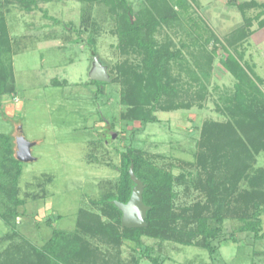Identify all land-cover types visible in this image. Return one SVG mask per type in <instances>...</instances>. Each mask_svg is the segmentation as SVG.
<instances>
[{
  "label": "rangeland",
  "instance_id": "rangeland-1",
  "mask_svg": "<svg viewBox=\"0 0 264 264\" xmlns=\"http://www.w3.org/2000/svg\"><path fill=\"white\" fill-rule=\"evenodd\" d=\"M31 1L0 0L1 61L12 91L0 101V151L7 137L16 158L21 127L35 143L36 159L22 166L16 186L22 204L16 207L0 170V264H52L45 249L55 237L59 264H264V135L229 106L237 80L223 67L229 54L239 58L264 94V34L258 32L264 13L236 6L264 0H126L135 20L154 2L177 14L152 32L156 48L180 55L165 64L172 89L155 105L153 122L124 117L129 82L122 70L140 64L142 56L120 43L119 22L108 6ZM90 39L108 82L89 79ZM128 149L173 176L172 212L180 218L169 241L142 237L132 249L118 238V216L102 205L116 191L121 154ZM208 179L216 205L208 199ZM13 210L15 219L6 213ZM256 211L260 239L241 231L242 220ZM216 213L222 232L211 241V255L196 218L215 227Z\"/></svg>",
  "mask_w": 264,
  "mask_h": 264
},
{
  "label": "trees",
  "instance_id": "trees-1",
  "mask_svg": "<svg viewBox=\"0 0 264 264\" xmlns=\"http://www.w3.org/2000/svg\"><path fill=\"white\" fill-rule=\"evenodd\" d=\"M32 3V1L30 0ZM90 4L91 2L103 3L108 6L109 11L116 15L119 22L117 31L118 39L121 44L128 45L133 52L142 56L140 64L129 66L122 70V74H127L126 79L129 85L127 97H124L125 104L129 106L126 119L137 120L141 122H153L152 113L155 105L159 104L163 95L167 94L172 87L165 81L166 75L165 64L172 58H178V52L169 54L165 49L156 48L155 41L152 37L154 28L160 22H167L177 18L174 9L169 8L168 4L156 7L155 2L151 3V9L140 11L139 19H134L132 9L126 0H83ZM239 10L249 8H259L264 13V3L255 1L238 3ZM29 9V6H26ZM148 19V20H147ZM87 19L83 20L86 23ZM88 45L91 48V53L98 56L94 50V42L88 40ZM5 46V31L4 26L0 24V101L5 94H11L12 91L8 85L11 75L5 64L1 61ZM99 58V57H98ZM223 67L236 80L234 95L230 98L229 106L239 114V116L248 122H252L253 126L264 135V94L249 78L250 70L240 63V59L232 54H229L223 63ZM125 81V82H126ZM92 82V81H91ZM93 83V82H92ZM104 83V82H96ZM246 86L248 92L243 89ZM1 103V102H0ZM1 108V104H0ZM1 138V136H0ZM2 148L0 151V170L7 173V177L12 185L9 191V199L13 206L22 204L16 197V186L18 178L21 175L23 164L14 157L13 144L7 137L2 138ZM10 166L12 171H6ZM132 166L133 173L144 185L142 193V202L149 207L146 213V227L140 229H125L121 227V233L118 238L126 241L129 247L140 246L141 238L148 237L157 241H169L175 232V222L179 219L173 212V199L175 197L172 191L173 176L171 172L162 168L156 167L150 161L144 158L143 152L128 149L121 154L119 167L120 179L116 186L114 194H109L103 201L102 205L106 206L109 212L118 216V225L120 226V211L111 203L117 201L126 203L130 197L131 189L134 186L129 176V169ZM208 191V199L212 205L219 202L218 194L215 191L214 184L211 179H208L205 184ZM264 204V201H263ZM253 206L258 204L253 203ZM16 211H6L12 219L16 217ZM260 211H256L250 220H242V232L251 233L255 239H260L261 230ZM214 219L217 223L215 227L207 225L205 220L197 215V232L202 237V247L209 254L214 253V248L211 241L218 238L222 232V217L216 213ZM0 218H5L0 215ZM104 231L110 233L109 230L103 228ZM117 236V235H116ZM60 238H52L47 243L46 252L51 258L52 264H59L58 246ZM187 245H190L189 243ZM153 264H158L156 259H152Z\"/></svg>",
  "mask_w": 264,
  "mask_h": 264
},
{
  "label": "water",
  "instance_id": "water-1",
  "mask_svg": "<svg viewBox=\"0 0 264 264\" xmlns=\"http://www.w3.org/2000/svg\"><path fill=\"white\" fill-rule=\"evenodd\" d=\"M89 79L95 82H108L110 80L107 73V68L100 63L98 56L93 57L92 67L89 73ZM113 135L112 137H114ZM34 142L27 141L19 127V132L16 137V159L22 163H31L36 159L31 154ZM129 176L134 186L131 189V194L126 203L111 201V203L120 211V225L125 229H140L146 227L145 218L149 210L142 202V193L144 189L143 183L135 177L132 166L129 169Z\"/></svg>",
  "mask_w": 264,
  "mask_h": 264
},
{
  "label": "crops",
  "instance_id": "crops-1",
  "mask_svg": "<svg viewBox=\"0 0 264 264\" xmlns=\"http://www.w3.org/2000/svg\"><path fill=\"white\" fill-rule=\"evenodd\" d=\"M257 3H264V2H257ZM258 32H260V33H262V34H264V27H262Z\"/></svg>",
  "mask_w": 264,
  "mask_h": 264
}]
</instances>
